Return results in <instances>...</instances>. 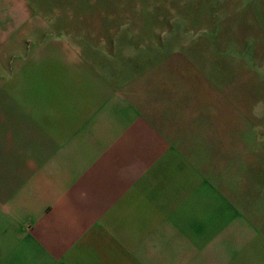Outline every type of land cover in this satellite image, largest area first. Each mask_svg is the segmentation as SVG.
I'll return each mask as SVG.
<instances>
[{
    "label": "crops",
    "instance_id": "0c3cea01",
    "mask_svg": "<svg viewBox=\"0 0 264 264\" xmlns=\"http://www.w3.org/2000/svg\"><path fill=\"white\" fill-rule=\"evenodd\" d=\"M37 2L0 0V99L18 100V110H5L19 111V120L26 112L20 101L31 98L24 106L47 113L59 141L45 154V176L35 167L39 142L30 144L31 176L46 180L36 189L18 190V177L3 185L15 192L0 199V264H224L223 254L204 245L215 235L224 241L229 224L217 211L226 208L215 190L200 187L196 161L167 153L159 133L113 97L88 61L98 52L87 50L81 30L45 26L41 20L50 17L40 15ZM65 150L61 165L55 155ZM12 162L6 171L18 173V159ZM129 166L139 171L131 175ZM3 170L0 164V176ZM204 210L212 213L199 220Z\"/></svg>",
    "mask_w": 264,
    "mask_h": 264
},
{
    "label": "rangeland",
    "instance_id": "374dc122",
    "mask_svg": "<svg viewBox=\"0 0 264 264\" xmlns=\"http://www.w3.org/2000/svg\"><path fill=\"white\" fill-rule=\"evenodd\" d=\"M35 5L50 17L41 20L45 26L81 30L87 50L98 52L88 61L98 65L113 97L159 133L167 153L196 161L190 164L193 170L197 166L200 187L220 196L226 211L217 212L229 224L224 241L215 235L204 249L215 247L224 264H264V0H39ZM53 85L55 94L64 90L62 82ZM39 86L45 94L47 84ZM32 91L41 90L33 85ZM22 101L26 112L18 120L19 111L5 110L8 104L18 110V100L0 99L4 201L15 192L3 187L7 181L11 186L18 177V190L46 181L31 176V142H39L35 167L45 176L51 166L45 154L59 141L47 113L24 106L31 98ZM66 152L55 155L61 165ZM12 159H18V173L6 171ZM137 168L129 166L131 175ZM53 184L61 188V178ZM198 213L202 220L212 211Z\"/></svg>",
    "mask_w": 264,
    "mask_h": 264
}]
</instances>
